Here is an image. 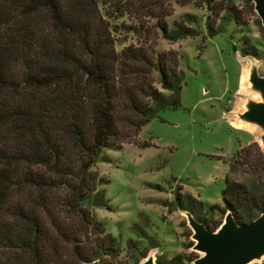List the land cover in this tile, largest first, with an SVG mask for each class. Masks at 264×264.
Returning <instances> with one entry per match:
<instances>
[{"label": "trees", "instance_id": "obj_1", "mask_svg": "<svg viewBox=\"0 0 264 264\" xmlns=\"http://www.w3.org/2000/svg\"><path fill=\"white\" fill-rule=\"evenodd\" d=\"M170 2L204 9L208 36L230 21L241 26L232 0H0V264H127L95 214L110 207L93 169L108 161L103 151L132 143L157 112L180 106L177 56L155 51L147 20L172 43L198 32L168 29ZM122 32L136 42L117 50ZM242 54L259 60L247 44ZM227 164L221 207L177 194L178 208L229 212L238 225L264 214V150L252 142ZM244 167L263 184L230 179ZM195 220L209 231L221 224ZM148 244L142 258L158 247Z\"/></svg>", "mask_w": 264, "mask_h": 264}, {"label": "rangeland", "instance_id": "obj_2", "mask_svg": "<svg viewBox=\"0 0 264 264\" xmlns=\"http://www.w3.org/2000/svg\"><path fill=\"white\" fill-rule=\"evenodd\" d=\"M232 2L240 11L241 26L230 21L213 36H208L204 27L208 13L192 3L178 6L170 2L171 15L165 22L170 30L175 23L196 30L194 38L168 42L153 29L155 21L147 20L154 30L150 40L155 51L176 54L183 85L178 108L157 112L132 143L103 151L101 156L108 161L99 162L93 169L107 183L103 188L110 207L96 209L95 214L105 232L119 243V261L140 264L144 259L141 254L151 240L158 247L148 250L145 257L152 256L155 264L157 258L165 264L173 259L176 264H193L200 254L193 251L187 211L178 208L177 194L221 207L227 163L252 142L261 147L259 129L250 134L236 129L232 122L239 121L237 114L248 100H259L250 90L247 77H243L252 65L264 75V28L251 0ZM186 15L196 22H188ZM117 23L130 24L127 19ZM117 38H126L117 50L136 42L132 34L124 32ZM243 44L254 47L259 60L243 57ZM229 176L248 187L263 184L245 167ZM195 215L194 219L206 218L215 223L224 219L213 210L208 215ZM129 240L139 242L137 251L127 246ZM250 264H264V257Z\"/></svg>", "mask_w": 264, "mask_h": 264}, {"label": "water", "instance_id": "obj_3", "mask_svg": "<svg viewBox=\"0 0 264 264\" xmlns=\"http://www.w3.org/2000/svg\"><path fill=\"white\" fill-rule=\"evenodd\" d=\"M252 3L264 28V0H252ZM247 82L259 100H248L237 119L261 131L260 145L264 150V75H259L258 68L252 65L247 73ZM185 217L192 231L193 251L200 254L193 264H250L264 257V214L238 225L227 212L215 231L206 229L188 212H185ZM87 264L98 263L92 261ZM140 264H155V259L147 256Z\"/></svg>", "mask_w": 264, "mask_h": 264}, {"label": "bare ground", "instance_id": "obj_4", "mask_svg": "<svg viewBox=\"0 0 264 264\" xmlns=\"http://www.w3.org/2000/svg\"><path fill=\"white\" fill-rule=\"evenodd\" d=\"M245 77H247V73L244 74V77L243 78H245ZM232 125L236 129L245 130V131L249 132L250 134L251 133H255L256 130H257V128L255 126L250 125V124H247V123L239 122V121L232 122Z\"/></svg>", "mask_w": 264, "mask_h": 264}]
</instances>
